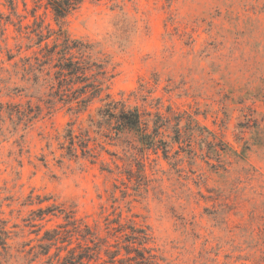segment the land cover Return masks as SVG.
Returning <instances> with one entry per match:
<instances>
[{"label": "rangeland", "instance_id": "obj_1", "mask_svg": "<svg viewBox=\"0 0 264 264\" xmlns=\"http://www.w3.org/2000/svg\"><path fill=\"white\" fill-rule=\"evenodd\" d=\"M15 1L23 22L31 24L35 8L57 28L46 0ZM5 3L0 19L16 21ZM63 26L108 61L113 99L151 113L148 120L163 115L162 141L142 151L131 133L110 142L91 132L99 151L91 162L63 154L71 117L64 107L26 130L0 123V205L11 230L2 264H46L34 257L36 232L63 220L31 218L50 204L73 209L102 234L117 219L146 228L162 264H264V0H84ZM3 28L0 82L13 88L24 84L12 64L30 52L13 24ZM87 119L80 115L74 130Z\"/></svg>", "mask_w": 264, "mask_h": 264}, {"label": "trees", "instance_id": "obj_2", "mask_svg": "<svg viewBox=\"0 0 264 264\" xmlns=\"http://www.w3.org/2000/svg\"><path fill=\"white\" fill-rule=\"evenodd\" d=\"M84 0H46L45 7L52 12L57 28L38 20L35 8L31 24L23 22L26 15L17 10L15 0H6L11 15L0 19V28L6 23L13 24L16 31L28 40L25 50L30 54L21 55L13 62L11 76L17 77L24 85L10 88L0 82V96L24 95L25 101L0 100V123L8 120L13 132L26 130L45 111L50 113L64 107L71 115L66 124L60 147L64 155L72 159H88L95 162L98 150L90 145L95 140L91 136H103L110 142L118 141L125 133L133 134L145 149H158L163 115L156 111L154 119L148 120L137 106H127L123 101L113 99L108 92L112 74L107 70L108 61L100 56L97 45L91 41L71 37L64 23ZM26 7V0H22ZM22 45H18L20 53ZM15 54L9 53L8 60ZM12 90V91H11ZM14 90V91H13ZM10 92V93H9ZM101 104L95 114L88 113L91 104ZM83 113H87L86 126L74 130V124ZM152 122L151 126L149 125ZM181 130L175 129L174 140L178 142ZM164 157L167 158V142L163 141ZM103 150L104 146L102 147ZM41 199L39 202H42ZM0 205V264L6 260L11 238L7 220L2 217ZM31 220H42L51 214L62 218L55 227L42 231L40 225L36 235L38 244L34 257H46V264H162L163 258L154 247L148 245L151 235L144 227L136 224L120 223L116 226L107 222L106 234H102L78 217L73 209L50 204L39 207ZM112 238V240H110ZM34 246L30 247L33 249ZM55 251L51 253V249ZM61 251H65L61 254Z\"/></svg>", "mask_w": 264, "mask_h": 264}]
</instances>
